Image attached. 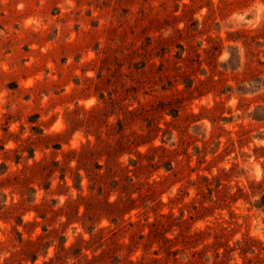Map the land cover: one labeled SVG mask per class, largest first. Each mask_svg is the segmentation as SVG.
Listing matches in <instances>:
<instances>
[{
    "label": "rangeland",
    "instance_id": "rangeland-1",
    "mask_svg": "<svg viewBox=\"0 0 264 264\" xmlns=\"http://www.w3.org/2000/svg\"><path fill=\"white\" fill-rule=\"evenodd\" d=\"M264 0H0V264H264Z\"/></svg>",
    "mask_w": 264,
    "mask_h": 264
},
{
    "label": "trees",
    "instance_id": "trees-1",
    "mask_svg": "<svg viewBox=\"0 0 264 264\" xmlns=\"http://www.w3.org/2000/svg\"><path fill=\"white\" fill-rule=\"evenodd\" d=\"M260 205L264 206V194H263L262 199L260 201Z\"/></svg>",
    "mask_w": 264,
    "mask_h": 264
}]
</instances>
